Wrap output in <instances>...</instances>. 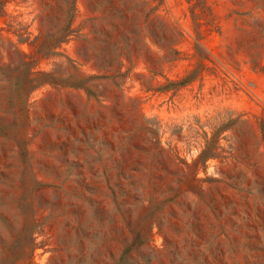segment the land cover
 <instances>
[{
	"label": "rangeland",
	"instance_id": "rangeland-1",
	"mask_svg": "<svg viewBox=\"0 0 264 264\" xmlns=\"http://www.w3.org/2000/svg\"><path fill=\"white\" fill-rule=\"evenodd\" d=\"M0 264H264V0H0Z\"/></svg>",
	"mask_w": 264,
	"mask_h": 264
},
{
	"label": "trees",
	"instance_id": "trees-1",
	"mask_svg": "<svg viewBox=\"0 0 264 264\" xmlns=\"http://www.w3.org/2000/svg\"><path fill=\"white\" fill-rule=\"evenodd\" d=\"M65 42H66V40H64L61 44L65 43ZM48 83H52V82H48Z\"/></svg>",
	"mask_w": 264,
	"mask_h": 264
}]
</instances>
